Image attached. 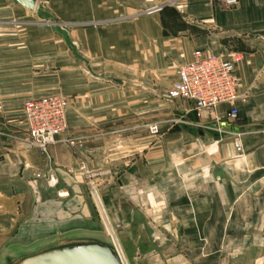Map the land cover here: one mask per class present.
I'll list each match as a JSON object with an SVG mask.
<instances>
[{"label":"crops","instance_id":"obj_1","mask_svg":"<svg viewBox=\"0 0 264 264\" xmlns=\"http://www.w3.org/2000/svg\"><path fill=\"white\" fill-rule=\"evenodd\" d=\"M32 1L0 0V264L108 227L151 259L264 264V0ZM195 49L241 53L237 120L166 96L151 133ZM50 94L66 129L43 152L23 108Z\"/></svg>","mask_w":264,"mask_h":264},{"label":"built area","instance_id":"obj_2","mask_svg":"<svg viewBox=\"0 0 264 264\" xmlns=\"http://www.w3.org/2000/svg\"><path fill=\"white\" fill-rule=\"evenodd\" d=\"M226 6H234L238 0H223ZM242 58L241 53L234 52L232 58L223 53H212L205 49H195L192 59L181 64L176 73L177 80L166 91L170 100H183L191 104L196 113L206 110L215 113L216 107L228 104L226 119L236 121L238 110L235 102L238 98L234 76V63ZM66 98L50 94L29 99L24 104V119L27 123V139L31 146H35L43 152L54 143L57 137L66 129L65 110ZM151 133L158 132V125H149ZM219 132V128H217ZM234 145L241 148V132L231 133ZM73 145L74 140H69ZM118 257L119 250L116 252Z\"/></svg>","mask_w":264,"mask_h":264},{"label":"water","instance_id":"obj_3","mask_svg":"<svg viewBox=\"0 0 264 264\" xmlns=\"http://www.w3.org/2000/svg\"><path fill=\"white\" fill-rule=\"evenodd\" d=\"M32 5V0H22ZM12 264H123L110 246L99 242H74L23 257Z\"/></svg>","mask_w":264,"mask_h":264},{"label":"rangeland","instance_id":"obj_4","mask_svg":"<svg viewBox=\"0 0 264 264\" xmlns=\"http://www.w3.org/2000/svg\"><path fill=\"white\" fill-rule=\"evenodd\" d=\"M169 85H158V100L163 103L166 102V104H161L159 102V105L164 106L165 108H159L158 116H157V122L158 125V132L156 134L161 135L163 132H167V128L169 124L172 123L171 116L169 115V110L172 109L174 104H172L167 98H166V91L168 89ZM67 100V99H66ZM68 102V101H67ZM143 122L146 123L148 121V117H143ZM106 221V220H105ZM107 223V221L105 222ZM108 225V223H107ZM110 230H106V236L108 239V245L110 246L111 250L113 252H117L119 250V255L121 256V259L123 260L124 264H192L191 261H181V260H173V259H151L148 255L147 257H143L140 254L136 253L137 248L132 242H123V239L119 234L117 233L116 229L108 227ZM143 250H146V248H149L148 245L141 244L139 245ZM156 246H154V249ZM121 248V249H120ZM159 251H156L155 254H158Z\"/></svg>","mask_w":264,"mask_h":264},{"label":"bare ground","instance_id":"obj_5","mask_svg":"<svg viewBox=\"0 0 264 264\" xmlns=\"http://www.w3.org/2000/svg\"><path fill=\"white\" fill-rule=\"evenodd\" d=\"M109 230V229H108ZM110 231V230H109ZM121 249V248H120ZM122 260V259H121ZM122 262H123V260H122ZM123 264H124V262H123Z\"/></svg>","mask_w":264,"mask_h":264}]
</instances>
